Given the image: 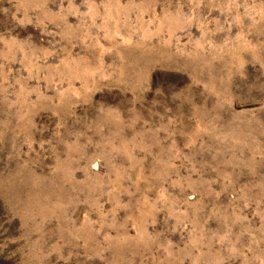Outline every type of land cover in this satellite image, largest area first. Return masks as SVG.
<instances>
[{"label": "rangeland", "instance_id": "374dc122", "mask_svg": "<svg viewBox=\"0 0 264 264\" xmlns=\"http://www.w3.org/2000/svg\"><path fill=\"white\" fill-rule=\"evenodd\" d=\"M0 264H264V0H0Z\"/></svg>", "mask_w": 264, "mask_h": 264}]
</instances>
